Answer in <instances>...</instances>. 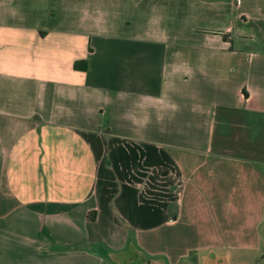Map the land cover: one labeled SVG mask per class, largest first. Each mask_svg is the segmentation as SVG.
<instances>
[{
	"label": "crops",
	"instance_id": "obj_1",
	"mask_svg": "<svg viewBox=\"0 0 264 264\" xmlns=\"http://www.w3.org/2000/svg\"><path fill=\"white\" fill-rule=\"evenodd\" d=\"M259 227L264 0H0V264H224Z\"/></svg>",
	"mask_w": 264,
	"mask_h": 264
},
{
	"label": "rangeland",
	"instance_id": "obj_2",
	"mask_svg": "<svg viewBox=\"0 0 264 264\" xmlns=\"http://www.w3.org/2000/svg\"><path fill=\"white\" fill-rule=\"evenodd\" d=\"M259 229L262 233L253 245L224 249L226 253L224 264H264V232L262 227Z\"/></svg>",
	"mask_w": 264,
	"mask_h": 264
},
{
	"label": "trees",
	"instance_id": "obj_3",
	"mask_svg": "<svg viewBox=\"0 0 264 264\" xmlns=\"http://www.w3.org/2000/svg\"><path fill=\"white\" fill-rule=\"evenodd\" d=\"M225 35H226L225 33H223V34H222V36H225ZM81 62H82V63H84L85 61H84V60H82ZM83 67H84V65H83Z\"/></svg>",
	"mask_w": 264,
	"mask_h": 264
}]
</instances>
